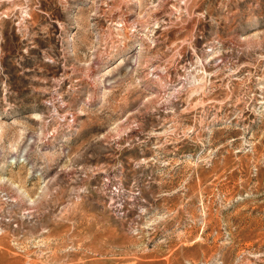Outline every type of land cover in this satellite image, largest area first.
<instances>
[{
    "label": "rangeland",
    "instance_id": "rangeland-1",
    "mask_svg": "<svg viewBox=\"0 0 264 264\" xmlns=\"http://www.w3.org/2000/svg\"><path fill=\"white\" fill-rule=\"evenodd\" d=\"M0 264H264V0H0Z\"/></svg>",
    "mask_w": 264,
    "mask_h": 264
}]
</instances>
